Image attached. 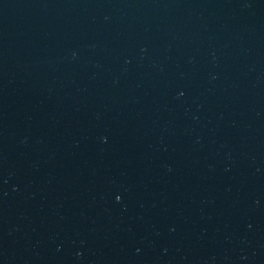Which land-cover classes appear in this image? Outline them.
<instances>
[{
    "label": "water",
    "instance_id": "water-1",
    "mask_svg": "<svg viewBox=\"0 0 264 264\" xmlns=\"http://www.w3.org/2000/svg\"><path fill=\"white\" fill-rule=\"evenodd\" d=\"M0 264H264V0H0Z\"/></svg>",
    "mask_w": 264,
    "mask_h": 264
}]
</instances>
